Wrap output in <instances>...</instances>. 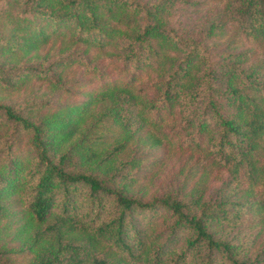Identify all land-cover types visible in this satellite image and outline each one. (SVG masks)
I'll return each mask as SVG.
<instances>
[{
    "label": "trees",
    "instance_id": "1",
    "mask_svg": "<svg viewBox=\"0 0 264 264\" xmlns=\"http://www.w3.org/2000/svg\"><path fill=\"white\" fill-rule=\"evenodd\" d=\"M178 2L188 1L0 0V87L32 77L55 86L57 68L71 63L99 79L40 119L0 102V128L10 131L0 145V226L18 220L25 236L18 247L0 244V264L19 254L28 264H264V0L227 6L262 53L245 44L212 53L222 21L187 35L168 18ZM51 37L116 66L65 53L29 65ZM143 74L151 86L136 84ZM88 118L90 134L80 136ZM22 134L26 153L15 150ZM132 139L178 143L228 177L214 200L196 183L144 200L132 190L141 159L124 156Z\"/></svg>",
    "mask_w": 264,
    "mask_h": 264
},
{
    "label": "rangeland",
    "instance_id": "2",
    "mask_svg": "<svg viewBox=\"0 0 264 264\" xmlns=\"http://www.w3.org/2000/svg\"><path fill=\"white\" fill-rule=\"evenodd\" d=\"M187 1L186 3H175L168 18L179 30H184L185 34L192 36L203 32L204 28L212 22L213 17L219 18L222 21V33L210 39L207 46L212 53L219 54L223 50L235 51L242 44L253 47L254 51L262 53L253 43L244 41L246 36L236 27L235 20L227 13L228 0ZM38 52V56L34 57L35 59L31 60L29 65L40 64L42 61L44 64L49 63L58 55L65 53L66 55H80L89 66L97 65L106 71H113L116 66L115 60L106 57L103 52L85 50L84 46L71 44L67 39L61 40L51 37ZM60 72L62 79L58 80L57 74ZM122 75V77H127L130 75V71H125ZM98 81L99 79L87 72L83 65L71 63L57 68L55 86L52 84L53 81H40L36 77H32L16 88L4 89L0 87V102L10 104L24 114H30L33 118L40 119L52 112H59V107L62 108L74 100L83 99L85 92L91 87L93 88ZM151 83L152 78L148 74H143L136 81L139 86L149 87ZM32 108L34 109L32 110ZM98 110V107H94L90 113L97 114ZM65 114H67L65 110L60 111V116ZM73 116L76 123L82 114L77 113ZM91 120L92 118H88L85 122L83 121L85 128L83 133L79 134L80 136L90 134L88 127ZM174 124V121L168 120V126ZM5 130L4 127L0 128V145L4 139L10 136V131L6 132ZM100 133V130H96L93 133L94 137ZM129 142L124 156L127 158L137 156L141 159V163L135 165L132 170V176L137 178V180L132 181V190L144 200L168 190L177 192L179 189H185V187L188 189L194 183H196L200 193L203 194V200H214L221 184L228 177V172L225 169L206 165L205 155L181 148L178 143L175 145L162 143L163 145L157 148H150L135 143L133 139ZM28 149V138L22 134L15 145V150L26 153ZM17 221L10 226H0V244L13 247L21 246L25 237L22 232L24 228H22V222L17 223ZM263 245L264 235L258 246L262 247ZM9 259L12 264H28L27 258L23 257V254L15 255Z\"/></svg>",
    "mask_w": 264,
    "mask_h": 264
}]
</instances>
